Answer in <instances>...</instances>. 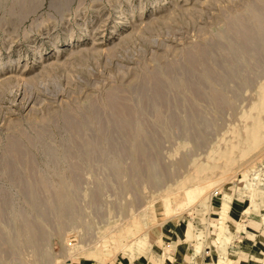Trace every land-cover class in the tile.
I'll return each instance as SVG.
<instances>
[{
    "label": "rangeland",
    "instance_id": "obj_1",
    "mask_svg": "<svg viewBox=\"0 0 264 264\" xmlns=\"http://www.w3.org/2000/svg\"><path fill=\"white\" fill-rule=\"evenodd\" d=\"M230 205L264 256V0H0V264L204 253Z\"/></svg>",
    "mask_w": 264,
    "mask_h": 264
},
{
    "label": "crops",
    "instance_id": "obj_2",
    "mask_svg": "<svg viewBox=\"0 0 264 264\" xmlns=\"http://www.w3.org/2000/svg\"><path fill=\"white\" fill-rule=\"evenodd\" d=\"M232 207L228 212L226 220V234L227 242L221 241L220 246L204 253H198L197 248L201 241H195L187 239H194L198 234L187 236L186 231L182 228H178V224H171L169 228L174 229L173 234L166 236L163 241V246L159 247V251H156L153 256L144 258L145 260H136L132 264H210V260H213V264H219L221 260L225 264L226 260H230V264H263V218L261 221H255L250 218V214H244V208ZM243 220V228L238 230V223ZM247 220V221H246ZM179 231V233H178ZM229 238L232 242H229ZM190 240V243L188 241ZM216 244H218L216 242ZM212 252L209 257L208 254ZM224 252V253H223ZM214 256L216 261H214ZM81 264H122L115 260H107L100 262L97 260H89Z\"/></svg>",
    "mask_w": 264,
    "mask_h": 264
},
{
    "label": "bare ground",
    "instance_id": "obj_3",
    "mask_svg": "<svg viewBox=\"0 0 264 264\" xmlns=\"http://www.w3.org/2000/svg\"><path fill=\"white\" fill-rule=\"evenodd\" d=\"M179 190H180V192H177V193H180L182 196H184L185 198H184V200H182L185 204H190V205H192V204H194L193 203V199H191L192 198V196H193V192H194V190L192 189V188H190V187H188V186H185V187H179L178 188ZM199 193V192H198ZM198 197V196H197ZM181 201V202H182ZM228 202H229V200H226L223 204H224V206L225 207H227V205H228ZM170 204V203H169ZM168 204V205H169ZM183 204V203H182ZM181 204V205H182ZM168 207H171L170 205L168 206ZM168 207H166L165 209H164V212H166V213H169L170 212V210H169V208ZM183 207V206H182ZM185 207V206H184ZM225 207H224V209H225ZM247 207V206H246ZM180 208V207H179ZM163 215V214H162ZM104 253V252H103ZM103 253H100V252H98V253H95L93 256H92V258L94 259V260H97V261H99V260H103V259H105V254H103Z\"/></svg>",
    "mask_w": 264,
    "mask_h": 264
}]
</instances>
